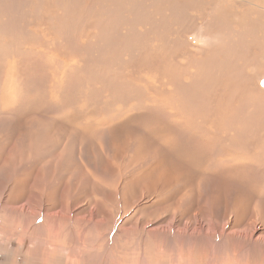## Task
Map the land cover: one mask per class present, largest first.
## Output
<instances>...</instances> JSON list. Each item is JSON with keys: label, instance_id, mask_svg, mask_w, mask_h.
Returning <instances> with one entry per match:
<instances>
[{"label": "rangeland", "instance_id": "374dc122", "mask_svg": "<svg viewBox=\"0 0 264 264\" xmlns=\"http://www.w3.org/2000/svg\"><path fill=\"white\" fill-rule=\"evenodd\" d=\"M169 1L0 0V264H264V103L211 105L264 90L257 41L215 34L254 5Z\"/></svg>", "mask_w": 264, "mask_h": 264}, {"label": "bare ground", "instance_id": "6f19581e", "mask_svg": "<svg viewBox=\"0 0 264 264\" xmlns=\"http://www.w3.org/2000/svg\"><path fill=\"white\" fill-rule=\"evenodd\" d=\"M158 1V0H157ZM164 1V0H163ZM169 1V0H168ZM172 1V0H171ZM209 1V0H208ZM248 1V0H247ZM170 2V1H169ZM173 3H174V1H172ZM207 2V1H206ZM210 2H212V1H210ZM223 2V1H222ZM154 3H156L155 1H154ZM161 3V2H160ZM168 3V2H167ZM171 3V2H170ZM178 3V2H177ZM157 4H159V3H157ZM175 5H176V3H174ZM187 4V3H186ZM227 4V3H226ZM248 5H250V6H253V7H245V8H240L239 9V11H236V12H239L238 14H235L236 16H238L239 18V20L241 19L243 22H241V23H239V25H240V27H242L241 29H236L235 28V30H234V28L232 29V28H229L231 25H229L228 27H227V29H226V31H221V30H219V31H215V34L217 35V34H219V33H222V34H224V35H231V37L233 38H230L231 40H238L237 38H239V36H241V39H242V37H244V39H245V42H246V40L247 41H249V42H251L252 41V43L256 40L257 42H256V44H252V45H250V44H248L247 46H245V49H247V50H252V51H257V50H259L257 53H259V52H262V55H264V5H262V3L261 4H256L254 1H248V3H247ZM264 4V3H263ZM171 5H172V3H171ZM180 5H181V3H180ZM183 5V4H182ZM185 5V4H184ZM224 5V4H223ZM235 5V4H234ZM150 6V5H149ZM225 6V5H224ZM232 6V5H231ZM231 6H230V8H231ZM236 6V5H235ZM168 6H166V8H167ZM186 7V6H185ZM243 7V6H242ZM165 8V7H164ZM165 8V9H166ZM168 8H170V7H168ZM224 8V7H223ZM217 10V12L219 11L218 9H216ZM211 12H214L213 13V16L211 15V16H204V17H202V24L205 26L204 28H203V31H201V33H203V34H201V37H209V38H213L214 36H212L211 34H212V30L209 28V25H211V19L213 18V17H215L214 19H219V17L218 16H220V19H224V18H227L228 16H229V8L227 9V11L225 12V13H220V12H215V11H211ZM235 12V11H234ZM209 13V12H208ZM235 15H233V16H235ZM226 16V17H225ZM243 16H244V19H243ZM232 17V16H231ZM231 17H229V18H231ZM165 18V17H164ZM211 18V19H210ZM240 20V21H241ZM83 21V20H82ZM85 21V20H84ZM88 22V21H87ZM221 23V22H220ZM226 23V22H225ZM227 24V23H226ZM222 26H224V25H222ZM225 29V28H224ZM232 30V31H231ZM214 33V32H213ZM214 34V35H215ZM208 35H211V36H208ZM232 35H236L237 36V38H235V37H233ZM240 39V40H241ZM244 42V44H246V43H249V42H246L245 43ZM49 44V43H48ZM169 44V43H168ZM256 45V46H255ZM237 46V45H236ZM193 47V46H192ZM251 47H252V49H251ZM225 48V47H224ZM179 49V48H178ZM221 49V48H220ZM238 49V48H237ZM186 51V50H185ZM226 51V50H225ZM243 51V50H242ZM241 51V52H242ZM227 54V53H226ZM254 54H256L255 52H254ZM166 56V55H165ZM173 56V55H172ZM246 56V55H245ZM210 57V56H209ZM216 57V56H215ZM214 57V58H215ZM218 57V56H217ZM232 56H230V58H231ZM254 58H255V56H253ZM252 57V58H253ZM175 59H176V57H174ZM189 58H191V57H189ZM168 59V58H167ZM172 59V58H171ZM174 59V60H175ZM162 61H163V59H161ZM160 60V61H161ZM187 60V59H186ZM189 60V59H188ZM252 60V59H251ZM251 60H250V62H251ZM254 60V59H253ZM252 60V61H253ZM257 60V59H256ZM167 61V60H166ZM169 61V60H168ZM170 61H172V60H170ZM164 62V61H163ZM162 62V63H163ZM254 62V61H253ZM259 62V61H258ZM174 63H177V62H173L172 64H174ZM260 63V62H259ZM168 64V63H167ZM165 65V64H164ZM170 65V64H169ZM175 65V64H174ZM190 65V64H189ZM224 65H226V64H224ZM243 65H245V63L243 64ZM162 66V65H161ZM254 66V65H253ZM255 66H256V64H255ZM261 66H262V64H261ZM166 67V66H165ZM170 67H173V66H170ZM216 67V66H215ZM246 67V66H245ZM178 68V67H177ZM176 68V69H177ZM103 69V68H102ZM169 69V68H168ZM171 69V68H170ZM175 69V68H174ZM173 69V70H174ZM175 69V70H176ZM257 69H258V67H257ZM174 70V71H175ZM230 70V69H229ZM166 71H168V70H166ZM169 71H171V70H169ZM188 71V70H187ZM186 71V72H187ZM199 71V70H198ZM164 72V71H163ZM185 72V71H184ZM192 72V71H191ZM190 72V73H191ZM226 72V71H225ZM235 72V71H234ZM244 72V71H243ZM176 73H177V71H176ZM189 73V72H188ZM230 73V72H229ZM228 73V74H229ZM174 74V73H173ZM182 74V73H181ZM217 74H219V73H217ZM223 74V73H222ZM221 73H220V75H222ZM231 74V73H230ZM236 74V73H235ZM237 74H238V72H237ZM245 74V73H244ZM176 75V74H175ZM179 75V74H178ZM178 75H176V78H177V76ZM186 75V74H185ZM190 75V74H189ZM198 75H200V74H198ZM219 75V76H220ZM226 75V74H225ZM232 75V74H231ZM247 75H249V74H247ZM246 75V76H247ZM172 76H174V75H172ZM227 76V75H226ZM236 76V75H235ZM252 76V74L251 75H249V76H247L246 78H245V80H243L242 81V78H241V81H242V84H240L241 83V81L239 80V86H236V87H229V89H228V86H227V90L226 89H224V88H226L225 86H226V84L225 85H223V86H221L220 84H217L216 83V81H215V83H216V85H214V88H215V94H213L212 96H213V98H214V100H212L213 101V103L211 104V105H214L215 104V107L216 106H223L224 108H228L229 107V109L231 108V107H239V105L240 106H242V107H245L246 108V110L249 108V107H251V105H259V104H261V102L262 103H264V90H262L261 88H259V86H257L256 85V83L252 80L253 78L251 77ZM256 76V75H255ZM168 77V76H167ZM170 77V76H169ZM209 77V76H208ZM221 77H223V76H221ZM220 77V78H221ZM225 77V76H224ZM231 77H233V76H231ZM213 78V77H212ZM236 78H238L237 76H236ZM235 78V79H236ZM249 78H252V79H250L249 80ZM93 79V78H92ZM182 79V78H181ZM203 79V78H202ZM234 79V78H233ZM255 79H257V78H255ZM196 80H198V79H196ZM210 81V80H209ZM177 82V81H176ZM168 83H170V82H168ZM172 83V82H171ZM194 82H192V84H193ZM227 83V82H226ZM234 83V82H233ZM233 83H231L232 85H233ZM127 84V83H126ZM133 84V83H132ZM196 84H197V82H196ZM224 84V83H223ZM177 85H178V83H177ZM229 85V84H228ZM237 85V84H236ZM175 86V85H174ZM234 86V85H233ZM118 87V86H117ZM139 87V86H138ZM143 87V86H142ZM177 87V86H176ZM125 89V88H124ZM224 90L226 91L225 93H226V95H222V92H224ZM177 91V90H176ZM184 91V90H183ZM183 91H181V92H183ZM196 91V90H195ZM217 91V92H216ZM228 91V92H227ZM133 92V91H132ZM185 92V91H184ZM192 92V91H191ZM179 93V92H178ZM187 93H188V91H187ZM185 95H187L186 93H184ZM82 95V94H81ZM142 95V94H141ZM174 96H176L175 94H173ZM172 95V96H173ZM189 95V94H188ZM191 95V94H190ZM144 96V95H143ZM172 96H166V98L164 99V100H160V103H157L158 104V106H161V108H162V110H164V112H165V114H167L169 117H173V119L172 120H177V118H179V117H181V115L180 114H178V113H181L182 114V111H181V108L180 107H178V109H177V111H176V109H175V105H176V101L178 100V99H180V97H178L177 99H173L172 98ZM205 96V95H204ZM203 96V97H204ZM212 96H210V97H212ZM217 96V97H216ZM146 97V96H145ZM195 97V96H194ZM202 96H200V98H201ZM206 97V96H205ZM218 97H221L220 99L218 98ZM139 98V97H138ZM197 98H199V97H197ZM208 98V95H207V97H206V99ZM212 98V99H213ZM95 99V98H94ZM196 99V98H195ZM203 99V98H202ZM202 99H200L201 101H202ZM205 99V98H204ZM206 99L205 100H203L204 101V104L206 103H208L209 104V102H208V99H207V101H206ZM245 99V100H244ZM199 100V101H200ZM137 101V100H136ZM166 101H171V103H168V102H166ZM189 102H190V100H189ZM192 103V102H191ZM203 103V102H202ZM182 104V103H181ZM219 104H221V105H219ZM200 106H201V104H199ZM231 106V107H230ZM168 107H173V109L175 110V112H173V113H171L172 111V109H170V108H168ZM254 107H256V106H254ZM196 108H198V107H196ZM208 107H206V109H207ZM195 109V108H194ZM236 109V108H235ZM241 109V108H240ZM239 109V110H240ZM242 109H244V108H242ZM241 109V110H242ZM258 109H259V111H260V109H261V107L259 108L258 107ZM196 110V109H195ZM215 110H218V109H215ZM232 111H233V109H231ZM252 110V109H251ZM257 109H254V111L252 110V112H253V114H255L256 115V111ZM202 111V110H201ZM223 111V110H222ZM227 111H229V110H227ZM231 111V112H232ZM194 112V111H193ZM231 112L229 111V113H228V115H226V114H224V118H225V120H227V118H229V116L231 115ZM240 112V111H239ZM255 112V113H254ZM195 113H197V112H195ZM195 113H194V115H195ZM223 113H225V111L223 112ZM189 114V113H188ZM193 114V113H192ZM258 114V113H257ZM264 114V113H263ZM187 115V114H186ZM189 115H191V114H189ZM199 115H200V113H199ZM220 115H221V112H220ZM233 115V114H232ZM231 115V116H232ZM262 115V114H261ZM260 114H259V117L261 116ZM183 116V115H182ZM195 116H197V115H195ZM230 116V117H231ZM249 116V115H248ZM201 117V116H200ZM208 117V116H207ZM218 117V116H217ZM244 117V116H243ZM257 117V116H256ZM258 117V118H259ZM192 118H194V117H192ZM236 118V117H235ZM253 118H255V116H253ZM258 118H255L256 119V121L258 120ZM222 119V118H221ZM220 119V120H221ZM194 120H195V118H194ZM217 120V119H216ZM218 120H219V117H218ZM223 120V119H222ZM230 120V119H229ZM180 121H182V120H180ZM179 121V122H180ZM228 121V120H227ZM244 121V120H243ZM255 121V120H254ZM177 122V121H176ZM185 122H186V120H185ZM198 122V121H197ZM229 122V121H228ZM263 122V121H262ZM188 123V122H187ZM193 123V122H192ZM236 123V122H235ZM246 123V122H245ZM252 123H253V121H252ZM220 124H222V122L220 123ZM247 124V123H246ZM256 124H258L259 125V121H258V123L256 122ZM261 124V123H260ZM182 125H184V124H182ZM190 125H191V123H190ZM224 125H226L225 123H224ZM250 125V124H249ZM255 125V124H254ZM185 126V125H184ZM195 126V125H194ZM193 126V127H194ZM199 126V125H198ZM222 126V125H221ZM257 126V125H256ZM263 126V125H262ZM220 127V126H219ZM223 127H225V126H223ZM227 127V126H226ZM234 127V126H233ZM249 127V126H248ZM264 127V126H263ZM189 128H190V126H189ZM189 128L187 127V129L189 130ZM236 128V127H235ZM254 129V128H253ZM256 129V128H255ZM187 130V131H188ZM191 130V129H190ZM194 130V129H193ZM196 130H197V128H196ZM237 130V129H236ZM263 130V129H262ZM200 131V130H199ZM207 131V130H206ZM252 131V130H251ZM258 131V130H257ZM253 132V131H252ZM133 133V132H132ZM196 133V132H195ZM251 133V132H250ZM261 133V132H260ZM192 134V133H191ZM259 134V133H258ZM257 134V135H258ZM12 135V134H11ZM85 135V134H84ZM186 136V135H185ZM197 136H199V135H197ZM211 135H209V137H210ZM259 136H260V134H259ZM264 136V135H263ZM200 138H202V139H206V136H204L203 134H201L200 136H199ZM223 137V136H222ZM139 138V137H138ZM192 138V137H191ZM203 140V141H204ZM198 141V140H197ZM190 143V142H189ZM203 143V142H202ZM263 143H264V141H263ZM202 145V144H201ZM205 147V146H204ZM233 148V147H232ZM237 149V148H236ZM237 151V150H236ZM236 151H234V152H236ZM233 152V153H234ZM239 152V151H238ZM56 155V154H55ZM157 155V154H156ZM68 156V155H67ZM237 156V155H236ZM240 157V156H239ZM238 157V158H239ZM56 158H58V157H56ZM240 159V158H239ZM227 160H228V158H227ZM230 162V161H229ZM4 168V167H3ZM72 168V167H71ZM2 169V168H1ZM5 170V169H4ZM76 171V170H75ZM258 172V171H257ZM78 173V172H77ZM80 174V173H79ZM94 174V173H93ZM76 182V181H75ZM198 183V182H197ZM190 184V183H189ZM238 184V183H237ZM180 189V188H179ZM249 190V189H248ZM71 192V191H70ZM49 193V192H48ZM70 194V193H69ZM252 194V193H251ZM254 197V196H253ZM263 201V200H262ZM244 203V202H243ZM18 209V208H17ZM234 212V211H233ZM229 218V217H228ZM227 219V218H226ZM68 221V220H67ZM226 221V220H225ZM232 222H233V220L232 219H229L227 222H225V224L223 225L224 227H226L227 229L228 228H231L232 227ZM235 223V222H234ZM207 225V224H206ZM213 225V226H212ZM210 226H212L211 228H212V231L213 230H215V232H216V230H217V227H218V224H216V221L215 220H213V221H211L210 223H208V227H210ZM223 226H221V228L220 227H218V230H222V228H223ZM251 226V225H250ZM256 226V225H255ZM255 226H253L249 231H248V233L246 232V234L244 235L242 232H240V231H235L233 234H232V236H237V238L238 237H247L248 235H251V236H253V235H255V233H256V231H257V227H255ZM206 227V226H205ZM38 228V227H37ZM42 228V227H41ZM43 229V228H42ZM207 229V228H206ZM225 229V228H224ZM244 232V231H243ZM220 234H221V232H220ZM228 235H230V234H228ZM53 236V235H52ZM40 237V236H39ZM227 239V238H226ZM220 243H221V240H220ZM223 243V242H222ZM249 243V242H248ZM175 244V243H174ZM218 249H219V251H222V246L220 245H218V247H217ZM224 248V247H223ZM220 253V252H219ZM218 253V254H219Z\"/></svg>", "mask_w": 264, "mask_h": 264}]
</instances>
